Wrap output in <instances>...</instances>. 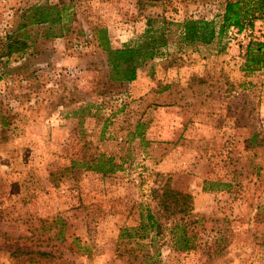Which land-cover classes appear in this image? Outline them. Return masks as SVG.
I'll return each mask as SVG.
<instances>
[{
  "label": "rangeland",
  "instance_id": "374dc122",
  "mask_svg": "<svg viewBox=\"0 0 264 264\" xmlns=\"http://www.w3.org/2000/svg\"><path fill=\"white\" fill-rule=\"evenodd\" d=\"M229 1L0 0V264H264V56L246 64L264 21L181 39L186 19L219 30ZM53 5L70 14L61 38L30 24ZM96 26L116 49L147 30L166 42L119 82L87 41ZM99 159L115 172L93 171ZM164 185L193 196L191 251L141 230L149 213L167 222Z\"/></svg>",
  "mask_w": 264,
  "mask_h": 264
},
{
  "label": "trees",
  "instance_id": "16d2710c",
  "mask_svg": "<svg viewBox=\"0 0 264 264\" xmlns=\"http://www.w3.org/2000/svg\"><path fill=\"white\" fill-rule=\"evenodd\" d=\"M33 12L34 15L31 17L30 24H49L59 30V35L50 33V37H63L71 23L67 5L37 6L33 8ZM256 21H264V0L229 1L226 4L224 21L219 30L211 21L186 19L180 24L183 29L181 39L186 45H208L223 37L231 28L237 29L239 33H242L247 27L254 28ZM90 37L93 38L92 41L98 42V47L106 53L108 67L113 73H116L112 79L119 82L135 81L138 77L139 67L147 61L153 60L157 50L159 53L160 47L164 46L160 43L161 40L166 42V36L156 37L147 30L141 41L116 49L111 44L109 30L103 26L92 27L89 36L86 37L87 41H90ZM7 46L10 49L8 53L10 56L14 51L12 48L14 43L10 41ZM25 48L26 45L24 44ZM262 56H264V42L255 43L251 41L247 48L246 64L253 67ZM1 124L3 128L10 126V122H7L5 118H2ZM98 161V165H95L96 163L91 165L93 171L102 172L104 175L115 172V165L112 164L111 159L103 162L99 159ZM206 184L204 191H207ZM153 194L154 199L158 200V208L162 213L160 216L165 217L167 222H161L159 218L156 222L149 213L148 224L142 223L141 230L148 232L149 229L151 230L155 225H158V239L162 237L164 230H168L171 247L174 250L188 252L197 248L195 228L188 223L194 212L193 196L174 190L168 185L154 189ZM128 235V229L124 228L121 230L119 238L124 239Z\"/></svg>",
  "mask_w": 264,
  "mask_h": 264
}]
</instances>
